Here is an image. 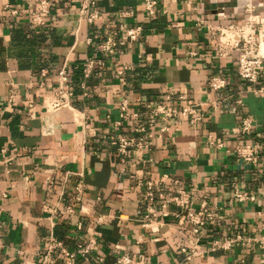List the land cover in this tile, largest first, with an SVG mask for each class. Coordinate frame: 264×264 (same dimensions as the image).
Wrapping results in <instances>:
<instances>
[{
    "label": "crops",
    "instance_id": "1",
    "mask_svg": "<svg viewBox=\"0 0 264 264\" xmlns=\"http://www.w3.org/2000/svg\"><path fill=\"white\" fill-rule=\"evenodd\" d=\"M40 1L0 0V264H63L60 248L47 254L54 242L70 253L90 245L74 264H262L263 250L239 239L264 234V70L249 85L237 51L215 54L219 33L242 25L241 2L156 0L149 17L143 0H97L88 25L77 0H46L35 25ZM252 4L264 26V0ZM135 27L129 41L123 31ZM108 32L121 43L114 55L97 46ZM87 60L103 66L85 77ZM60 71L72 96L54 108ZM214 78L222 89L209 87ZM157 104L192 108L197 120L150 123ZM143 136L144 148L124 154L110 144ZM253 143L256 165L232 152ZM147 182L183 189L190 202L157 200L147 219Z\"/></svg>",
    "mask_w": 264,
    "mask_h": 264
},
{
    "label": "built area",
    "instance_id": "2",
    "mask_svg": "<svg viewBox=\"0 0 264 264\" xmlns=\"http://www.w3.org/2000/svg\"><path fill=\"white\" fill-rule=\"evenodd\" d=\"M78 18L84 20L88 25L93 24L98 20L99 15L96 11L97 0H77ZM241 2V8L245 14V19L241 26L234 27L233 29L223 30L219 33V42L215 54L218 57H225L231 50L237 51V73L240 79L247 82L249 85H255L262 77L264 70V26L259 23V17L255 15V7L252 4V0H237ZM144 11L149 17H153L156 9V0H143ZM49 14V4L46 0L39 2L37 11L32 14L31 20L35 25H42L45 17ZM264 24V19H263ZM140 27L130 28L123 31L124 37L129 41H135L140 36ZM117 42L115 33L108 32L105 38L100 40L97 44L98 49L106 55H114L116 48L120 45ZM103 63L99 60H87L83 64V73L85 77H88L90 73L96 69H100ZM119 75L122 73L119 72ZM59 87L56 93V101L54 108H61L69 106V98L72 96L71 89L68 85V80L65 71H60L59 74ZM122 80V79H120ZM225 82L221 78H214L210 81L209 87L214 90H220L224 87ZM260 91V90H259ZM258 91V92H259ZM173 93L172 91L165 97L166 101H170ZM181 100L184 97H180ZM120 117H124L127 114V104L122 101L119 104ZM182 116H192V121L197 120L194 118V112L192 108H185L178 111L176 108L168 107L164 104H157L150 108L148 118L150 123H153L155 119L167 120L176 117L178 114ZM132 117L137 118L138 114L133 113ZM140 132L142 128L139 129ZM250 131L249 120H244L241 132L248 133ZM110 144L116 148V150L124 154L128 150L136 148L142 149L146 145V137L143 136L140 139L134 138H110ZM261 145L258 143L253 144H241L234 146L232 152L235 157L245 164L256 165L260 159ZM244 196V195H242ZM241 197L240 195L238 198ZM157 200H162L165 205H174L177 208H184L190 202V194L183 189H177L174 192H165L157 185L147 182L145 185V192L142 196V202L145 205V218H149L150 215L155 213V203ZM208 216V215H207ZM198 224H201L198 222ZM80 229V225L77 226ZM252 247H258L264 252V234L260 237L239 239ZM55 247L60 248L62 255L64 256L63 264H74L75 260L80 257L87 259L90 256V245L86 243L77 244L74 252H67L62 249V246L58 242H54L52 246L48 247L47 254H49ZM97 261H101L96 258ZM264 264V257L261 261ZM116 264H132V260L127 256L120 257Z\"/></svg>",
    "mask_w": 264,
    "mask_h": 264
}]
</instances>
